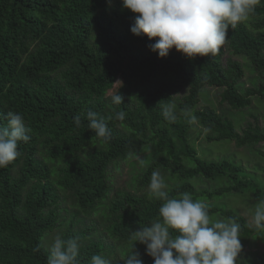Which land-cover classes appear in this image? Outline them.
<instances>
[{
	"label": "trees",
	"instance_id": "1",
	"mask_svg": "<svg viewBox=\"0 0 264 264\" xmlns=\"http://www.w3.org/2000/svg\"><path fill=\"white\" fill-rule=\"evenodd\" d=\"M136 15L122 0H0V126L7 127L11 110L30 129V140L18 142V158L0 168V264H47L43 236L59 225L67 194L78 208L62 238L77 239L79 264L115 251L113 239L132 245L123 247L130 253L131 232L157 219L162 201L130 190L110 195L108 171L147 148L142 185L153 170L168 174L175 182L165 189L170 197L189 192L194 200H217L206 203L211 219L235 218L242 247L251 237L264 242L262 229L222 202L231 194L264 200V178L255 174L262 164L251 172L231 158L205 159L190 139L201 126L208 141H234L264 157L255 148L264 143L260 124L248 122L241 131L225 111L198 106L206 86L220 87L221 102L237 110L254 97L264 103V80L245 88V66L223 61L228 47L264 75V0L229 27L214 56L189 58L173 48L160 58L149 48L158 37L131 32ZM118 93L123 103L116 105L111 97ZM87 110L105 117L110 139L89 129ZM119 111L123 121L107 120ZM134 251L143 264H154L145 245L136 242ZM243 257L240 251L237 264ZM255 259L250 264H264L263 253Z\"/></svg>",
	"mask_w": 264,
	"mask_h": 264
},
{
	"label": "clouds",
	"instance_id": "2",
	"mask_svg": "<svg viewBox=\"0 0 264 264\" xmlns=\"http://www.w3.org/2000/svg\"><path fill=\"white\" fill-rule=\"evenodd\" d=\"M256 0H122L123 7L138 15L131 32L136 36L147 35L149 48L160 58L175 48L189 58L215 55L226 42L229 27L247 19ZM112 103H123L118 93ZM173 106H163L168 118ZM125 112L119 111L107 120L123 121ZM7 127L0 126V168L14 162L20 155L18 142L30 140V129L22 114L8 111ZM88 127L97 137L108 140L111 131L105 117L87 110ZM75 124H81L77 115ZM144 165V161H139ZM161 173L153 170L148 192L162 201L158 218L140 226L130 234L131 240L146 246V254L154 258V264H237L241 251V225L233 217L211 219L208 206L191 193L183 192L170 197ZM252 223L256 229H264V200L255 205ZM176 233L173 235V233ZM132 251L122 259L124 264H143L138 251ZM79 244L76 238L67 240L57 236L49 249L47 264H79ZM90 264H111L103 255L94 254Z\"/></svg>",
	"mask_w": 264,
	"mask_h": 264
},
{
	"label": "rangeland",
	"instance_id": "3",
	"mask_svg": "<svg viewBox=\"0 0 264 264\" xmlns=\"http://www.w3.org/2000/svg\"><path fill=\"white\" fill-rule=\"evenodd\" d=\"M238 59L245 66V76L242 80L243 87H255L258 84L262 83L264 80V75H262L258 70H256L250 60L242 55L233 54L228 47L225 49L223 61L226 63L228 58ZM220 87L216 86H206L203 89L201 94V101L198 106H212L219 111H225L231 118H233L239 130L242 131L243 128L246 127L248 122L253 124L258 123L261 127L264 128V103L260 102L257 97L253 98V102L251 105L237 110L232 108L227 103H222L220 98ZM186 93L184 91L181 94H178L176 97V101L178 97H181ZM207 131L198 126L191 131V141L197 148L199 154L208 160L222 159V158H231L236 160L246 167L251 172L256 171V164L261 163L262 169L257 170L255 172L256 175H262L264 178V157L259 153V155L254 154L253 150L247 147H238L236 146L234 141H208L206 139ZM262 148L264 151V143L261 145H257L255 148ZM150 149L147 148L137 155L128 158L127 160L121 161L119 166L112 165L108 171V180L111 185L110 187V195H113L117 190H130V191H138L140 193L149 194L148 185H142L140 183V174L143 169L148 165V163L143 159L148 153ZM143 160L144 165L141 166L139 161ZM162 177L165 180L167 185L166 189L170 188L175 182L172 178L168 176V174L160 172ZM204 185V184H203ZM144 186V187H143ZM150 195V194H149ZM205 203H216L217 200H202ZM73 199L67 194V200L62 202L61 211V219L59 225L53 231H47L43 236V244L45 247L50 249L51 245L54 242V239L57 236H62L67 232L68 228L73 225V217L72 214L78 208L77 205L73 204ZM223 203L226 204V207L229 209L236 210L239 214L245 216L248 222L254 226L252 223V215L255 210V205L258 202L253 201L247 196L242 194H231L229 197H225L222 200ZM89 219L95 218V220L99 221V215L92 214L88 216ZM76 228V225L73 226ZM264 234V229L261 230ZM99 234L104 233L103 224H99L98 229ZM113 244L116 245V250L110 252L108 254L105 253L104 257L109 259L111 264H124L123 257H126L129 253L128 251H124L123 247L130 245L128 243L122 241H114ZM132 247V245H130ZM109 251V250H108ZM241 252L244 253V261L241 264H250L252 260L258 258V254H264V242L257 240L251 237L248 241H246L241 249ZM255 259V260H256Z\"/></svg>",
	"mask_w": 264,
	"mask_h": 264
}]
</instances>
